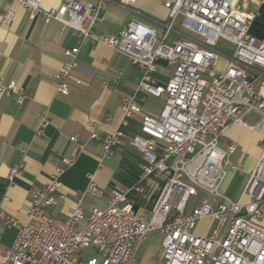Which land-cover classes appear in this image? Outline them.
Masks as SVG:
<instances>
[{
    "label": "built area",
    "instance_id": "1",
    "mask_svg": "<svg viewBox=\"0 0 264 264\" xmlns=\"http://www.w3.org/2000/svg\"><path fill=\"white\" fill-rule=\"evenodd\" d=\"M17 1L31 19L39 14L45 22L55 19L82 38L125 54L142 70L138 90L165 94L160 112L142 114L139 131L129 142L141 153L142 178L155 172L169 176L147 219L132 210L129 189L119 186L109 190L104 208H93L85 215L77 203L60 217L50 209L56 205L59 176L74 164L76 154L60 158L48 181L32 191L26 222L20 223L0 207V219L17 231L0 264H131L151 232L162 237L156 264H264V229L251 223L264 220V140L236 200L227 199L221 191L227 167L237 168L228 160L236 146H220L230 122L264 136V41L249 32L257 10L248 8L249 3L263 0H161L167 10L161 31L131 19L115 35L92 29L109 0L91 4L68 0L52 8H43L42 0ZM12 18L13 12L6 10L0 13V24H9ZM172 31L178 35L169 44ZM219 41L229 43L230 49L222 50ZM76 52V47L65 50L67 59L52 74L59 94H69L71 83L88 86L73 72ZM158 59L172 67L164 86L152 85L149 76ZM0 92L17 94L18 103L24 98L13 82H0ZM120 105L124 124L141 113L131 97L121 96ZM250 114L255 121L245 120ZM46 121L38 116L36 135L43 132ZM122 137L116 130L101 138L99 161ZM21 167L11 168L7 178L11 181ZM132 187L143 190L140 184ZM83 193L100 197L105 189L88 175ZM191 196L197 197V204L187 211ZM208 217L213 219L209 233H194L196 224ZM91 247L100 257L75 256Z\"/></svg>",
    "mask_w": 264,
    "mask_h": 264
},
{
    "label": "crops",
    "instance_id": "2",
    "mask_svg": "<svg viewBox=\"0 0 264 264\" xmlns=\"http://www.w3.org/2000/svg\"><path fill=\"white\" fill-rule=\"evenodd\" d=\"M67 1L42 0L41 5L52 8ZM79 1L91 4L97 0ZM248 8L257 10L249 32L264 41V0L251 2ZM6 10L13 12V18L9 24H0V82H13L22 90L24 98L18 103L17 94L7 96L0 92V207L20 223L26 222L32 191L48 181L60 158L76 154L74 164L59 176L61 186L56 192V205L50 209L52 215L67 216L77 203L85 215L93 208H104L109 190L119 186L129 189L127 201L132 210L147 219L169 173L155 172L142 178V156L131 146L129 138L139 131L142 114L160 112L165 94L154 96L138 90L142 70L125 54L82 38L55 19L45 22L40 14L31 19L17 0H0V13ZM131 19L161 31L167 10L161 0H109L92 29L96 33L115 35ZM174 28L178 30V24ZM168 35L166 42L170 44L178 34L172 31ZM75 47L77 66L73 72L85 79L88 86L71 83L69 94L62 95L56 92L52 74L67 59L65 50ZM155 63V70L149 73L152 85L164 86L172 67L163 59ZM121 96L133 98L141 108V113L127 118L125 124ZM38 116L47 120L40 135L35 133ZM245 120L253 122L255 116L247 115ZM116 130L123 133L121 141L113 145L108 157L99 161L101 138ZM92 133L97 137H91ZM73 136L76 141H70ZM263 140L258 131L235 122L228 124L220 146L235 144L236 149L228 155V160L237 168L226 169L221 184L224 197L231 177L238 170L244 173L245 179L238 196L232 199L239 197ZM20 164L19 174L10 181L7 178L10 169ZM88 175L105 189L102 196L83 193ZM137 184L143 186L142 191L133 189ZM16 232V228L0 219V256L12 245ZM160 253L161 247L155 254L152 250L145 252L140 246L136 261L131 264H156Z\"/></svg>",
    "mask_w": 264,
    "mask_h": 264
},
{
    "label": "rangeland",
    "instance_id": "3",
    "mask_svg": "<svg viewBox=\"0 0 264 264\" xmlns=\"http://www.w3.org/2000/svg\"><path fill=\"white\" fill-rule=\"evenodd\" d=\"M218 46L222 48V50L228 51L230 49V44L227 42L219 41ZM245 179L244 173L239 170L234 173L231 177L230 182L227 187L226 197L236 198L238 196V191L241 189L242 182ZM235 200V199H232ZM197 204V197L191 196L189 198L187 211H190L191 208ZM254 225L258 226L261 229H264V222L260 219L251 221ZM194 228V233L200 235H207L213 226V219L203 218L201 219ZM161 235L158 232L148 233L141 246L142 249L146 252L152 250L155 254L159 251L161 247ZM79 255L83 256L85 259H89L91 257H100L95 248H86L80 254L75 255L78 257Z\"/></svg>",
    "mask_w": 264,
    "mask_h": 264
}]
</instances>
